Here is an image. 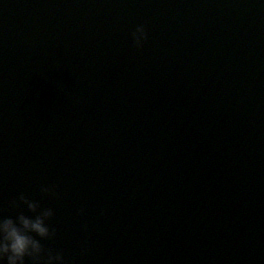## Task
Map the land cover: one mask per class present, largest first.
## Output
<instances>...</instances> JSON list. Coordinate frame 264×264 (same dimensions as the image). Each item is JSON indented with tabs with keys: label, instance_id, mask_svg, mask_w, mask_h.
I'll return each mask as SVG.
<instances>
[{
	"label": "water",
	"instance_id": "95a60500",
	"mask_svg": "<svg viewBox=\"0 0 264 264\" xmlns=\"http://www.w3.org/2000/svg\"><path fill=\"white\" fill-rule=\"evenodd\" d=\"M21 194L38 264H264V3L0 0V217Z\"/></svg>",
	"mask_w": 264,
	"mask_h": 264
},
{
	"label": "clouds",
	"instance_id": "9594fccd",
	"mask_svg": "<svg viewBox=\"0 0 264 264\" xmlns=\"http://www.w3.org/2000/svg\"><path fill=\"white\" fill-rule=\"evenodd\" d=\"M261 2L264 3V0ZM132 36L135 45L142 46L148 39L145 26L137 25ZM52 191L53 186L51 185L41 186L42 193L47 194ZM13 204L16 207L26 205L34 215H27L21 211L15 218L0 217V264H27L26 258L29 257L38 264L44 252L41 239L54 235V230L47 223L54 215V210L52 208L41 209L39 201L29 199L24 194H21L18 200L13 201ZM46 264H64L63 254L61 252L53 254L50 251Z\"/></svg>",
	"mask_w": 264,
	"mask_h": 264
}]
</instances>
